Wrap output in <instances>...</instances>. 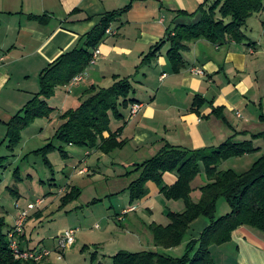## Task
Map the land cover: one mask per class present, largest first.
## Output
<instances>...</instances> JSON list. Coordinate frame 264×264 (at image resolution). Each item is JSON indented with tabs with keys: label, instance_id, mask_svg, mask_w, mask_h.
I'll use <instances>...</instances> for the list:
<instances>
[{
	"label": "crops",
	"instance_id": "0c3cea01",
	"mask_svg": "<svg viewBox=\"0 0 264 264\" xmlns=\"http://www.w3.org/2000/svg\"><path fill=\"white\" fill-rule=\"evenodd\" d=\"M204 2L0 0V57L4 58L0 60V98L4 96L0 102V122L7 127L6 136L12 118L40 91L41 72L63 53L85 46L86 35L101 21L104 13L131 4L129 11L112 24V33L106 34L98 45L101 53L96 63L88 67L82 80L71 82L74 86L69 87L68 92L82 98L92 85H112L115 75L131 79L135 87L132 97L142 103V108L132 117L131 105L122 110L124 117L121 121L124 125L120 126L119 134L121 139L127 140L126 146L121 149L132 153L131 166L154 156L165 143L196 150L218 147L234 135L235 141L245 140V134L240 132L242 129H250L264 122V9L248 19L243 27L247 39L243 42L192 41L190 49L183 52L185 63L179 71L174 69L168 56L169 42L160 47L151 62L143 63L153 46L164 40L168 30L177 22L191 21L185 15L179 16L178 11L193 13ZM33 16L42 17L45 21ZM194 69H202L204 74ZM85 81L88 85L81 88ZM23 82L27 83L26 86ZM142 92L144 96L148 93L149 97L138 98ZM87 152L89 154L90 151ZM85 161L87 164L79 169V174H94L92 166ZM120 174L128 179L123 185L113 186L109 193L127 194L130 201L129 205L122 206L115 213L121 230L111 233L107 241L126 236V232L131 245L143 247V243L149 244V236L152 235L149 225L157 223L154 217L158 202L164 204L166 210L176 211L169 205L168 200L173 199H167L159 186L150 181L147 184L149 193L132 202L128 188L138 174H128L126 170ZM133 175L135 178L131 180ZM177 179L178 175L174 172L164 174V181L168 185L174 184ZM72 186L78 187L81 194L68 204L79 200L85 193L80 186ZM69 189H60L61 197ZM99 201L101 199L94 198L88 203ZM43 205L32 210L28 220L41 218L45 210ZM132 207L136 209L124 213ZM131 214L134 216L131 223L124 225L123 221ZM208 225L209 219L206 217L192 222L188 242L198 238ZM96 228H99L98 224ZM63 231L57 235L53 250L57 251L59 261L65 258L64 264H71L65 251L62 252L63 258H59L62 253L58 249V236ZM23 234L24 248L48 249L43 240L32 244L25 230ZM103 234L108 236L107 231ZM107 241L96 242L98 245L93 252L99 254V248ZM84 247L88 249L89 245L84 244ZM83 248L81 251H86ZM175 248L166 249L165 252ZM211 253L216 264H264V232L250 226H240L234 231L231 241L211 246ZM50 255L43 262L57 264L49 259Z\"/></svg>",
	"mask_w": 264,
	"mask_h": 264
},
{
	"label": "trees",
	"instance_id": "16d2710c",
	"mask_svg": "<svg viewBox=\"0 0 264 264\" xmlns=\"http://www.w3.org/2000/svg\"><path fill=\"white\" fill-rule=\"evenodd\" d=\"M130 8L131 4L123 9L104 13L101 21L86 35L85 46L63 53L41 72L40 91L9 122L7 137L10 146L15 147L20 142L22 131L36 118L51 115L54 107L49 105L48 98L58 87L70 84L74 77L88 69L94 50L108 34V29ZM262 9L264 0H205L193 13L179 10V16L185 15L191 21L177 22L168 30L166 38L153 46L143 63L151 62L166 42L170 43L168 56L176 71L182 69L185 63L183 52L190 49L192 41L206 39L214 43L232 40L243 42L247 39L243 27L253 14ZM134 93L135 87L131 79L119 75L114 76V82L109 87L90 86L83 93L77 108H70L60 114L62 123L55 134L59 144L51 141L36 152L52 168L48 153L58 149L63 157H67L68 145L99 148L107 153L123 148L127 140L120 138L122 128L113 131L110 125L112 118L123 119L122 110L139 102L132 97ZM234 136L218 147L196 150L165 143L153 157L134 164V168L128 172L138 174L128 188L132 202L144 198L149 193L148 182L153 181L167 199H182L186 205L183 211H167L170 219L167 225L155 222L149 225L157 247L169 249L181 245L192 222L199 217L208 218L209 225L198 238L188 242L187 252L181 257L154 250H121L111 256V262L107 264H216L211 246L231 241L234 231L240 226L246 225L264 232V156L243 173L218 168L223 160L256 149L252 146V140L235 141ZM19 171L18 168L15 173ZM166 172L178 175L174 184L165 183ZM202 172L207 176L208 182L200 187L201 196L195 202L192 199V182ZM80 194L78 187L71 186L61 198L60 208L77 199ZM221 197L228 201L231 211L216 217ZM6 226L5 216L0 215V264H48L16 257L10 246L9 233L12 227L6 231ZM24 239L25 234L19 236L20 245L26 250ZM97 255V252L92 253V261L94 264H103L97 261Z\"/></svg>",
	"mask_w": 264,
	"mask_h": 264
},
{
	"label": "rangeland",
	"instance_id": "374dc122",
	"mask_svg": "<svg viewBox=\"0 0 264 264\" xmlns=\"http://www.w3.org/2000/svg\"><path fill=\"white\" fill-rule=\"evenodd\" d=\"M26 84L23 82L24 86ZM68 85V88L58 87L55 93L48 98L49 105L54 107L51 115L36 118L22 131L21 140L15 147L10 146L9 139L6 136L7 127L3 122H0V215L6 218L7 226L5 230L7 231L14 226L19 208H25L29 203L36 202L38 198H44L43 207H45V210L43 216L41 218L34 217L31 220H28L30 219L28 218L25 225V233L30 242L35 244L43 240L46 247L51 250L49 259L54 260L57 264H64L65 258L59 261L57 251L53 250L57 235L65 229L79 227L75 244L69 249L67 248L64 254L71 264H93L91 254L97 248L96 245L98 244L96 242L107 241L111 237V233L121 230L120 221L116 218L115 213L119 212L122 206L129 205L130 201L127 194L118 193L113 195L109 193V189L113 186L123 185L128 178L121 176L120 172L123 170L129 172L134 166H131L133 161L132 153L129 150L124 151L117 148L107 153L99 148L92 149L69 145L66 148L68 151L67 157H63L58 149L50 151L48 157L53 166L50 168L46 165L44 157L36 151L51 141H54L56 145L59 144V141L55 139V134L62 123L60 114L70 108H77L81 103V98L68 92L69 87L74 85H71V83ZM87 85L88 82L85 81L81 84V88ZM143 93L138 94V98L149 97L148 93H145V96ZM3 100L4 96L0 98V102L2 103ZM121 125H124V122L112 118L111 129L119 130ZM240 132L245 134L243 137L246 140H252V146L256 149L247 154L223 160L218 166L220 170L232 169L238 173H243L251 169L255 162L264 156V122L250 129H242ZM88 150L90 151L89 154ZM85 160L94 169V174H79V169L87 164ZM145 160L147 159L137 162L142 163ZM18 168L20 173H15ZM130 178L132 180L135 175ZM207 182L208 178L203 172L196 176L192 182L194 189L192 192L193 201H199L201 196L200 187ZM72 185L80 186L85 191L83 197L67 204L64 208H60L62 193H59V190L70 188ZM13 189L17 190L18 193L14 192ZM94 198L101 199V201L89 204L88 201H92ZM168 201H170L169 205L172 206L173 210L183 211L185 209L186 205L182 199ZM165 207L164 204L158 202L154 220L157 223L167 225L170 221L167 212L169 209L166 210ZM230 211V204L224 197H221L218 201L216 217ZM133 214L123 221L124 225L131 223L134 217ZM97 224L99 228H96ZM106 231L108 236L103 234ZM124 234L126 236L119 239L114 238L111 242L107 241L106 245L99 248L98 262L110 263V256L119 250L132 252L154 250L166 253V249L157 247L154 244L151 234L149 244L145 242L142 244L143 247L131 245L126 232ZM189 238L190 233L188 232L184 242L167 254L175 257L183 256L187 252ZM84 244L89 245V248L82 252Z\"/></svg>",
	"mask_w": 264,
	"mask_h": 264
},
{
	"label": "built area",
	"instance_id": "2783aa9c",
	"mask_svg": "<svg viewBox=\"0 0 264 264\" xmlns=\"http://www.w3.org/2000/svg\"><path fill=\"white\" fill-rule=\"evenodd\" d=\"M108 33H112L111 29H108ZM101 53V50L99 47H97L94 50L93 58L91 60L90 65H93L96 63V61L99 58V55ZM3 57H0V60H3ZM196 72L204 74V71L202 69H194ZM86 70L83 73L78 74L76 77H74L72 82H79L83 79L85 75ZM142 108L141 102H135L131 105V117L135 116ZM44 198H38L36 202L29 203L25 208H19L17 219L14 224V226L11 228V231L9 233V236L11 238V249L16 257L24 258V259H32L34 261H43L45 257L50 255L51 251L49 249H43V250H33V249H26L23 250L20 242H19V236H21L24 233L25 225L27 222V219L30 216V213L32 210L40 207L44 203ZM136 209V207H132L130 209H127L124 211V213H128L130 210ZM78 228H69L66 229L61 233L60 236H58V249L60 252H64L67 248L72 247L76 242V235L78 233ZM59 258H63V253L59 254Z\"/></svg>",
	"mask_w": 264,
	"mask_h": 264
}]
</instances>
